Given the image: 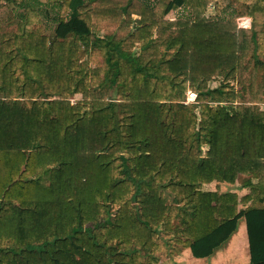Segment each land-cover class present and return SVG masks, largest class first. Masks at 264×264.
<instances>
[{"label": "trees", "instance_id": "1", "mask_svg": "<svg viewBox=\"0 0 264 264\" xmlns=\"http://www.w3.org/2000/svg\"><path fill=\"white\" fill-rule=\"evenodd\" d=\"M1 1L15 9L24 0ZM94 1L65 0L70 16L57 19L53 43L30 30L29 6L23 34L0 35V264H159L160 227L172 232L170 244L204 259L242 218L250 264H264V206L254 205L264 196H245L251 204L239 211L237 194L203 190L235 183L264 160V118L221 104L233 102L226 86L202 90L224 66L235 70L243 50L237 35L202 18L180 21L168 42L174 56L143 62L125 54L123 42L78 31L81 22L91 30ZM259 1L249 11L253 23L264 21ZM187 6L194 0H115L104 15L140 16L131 39L147 50L152 28L171 27L163 19ZM90 44L107 56L124 102L104 103L88 87L78 62ZM189 90L198 104L186 103ZM79 93L90 104L69 102Z\"/></svg>", "mask_w": 264, "mask_h": 264}, {"label": "rangeland", "instance_id": "2", "mask_svg": "<svg viewBox=\"0 0 264 264\" xmlns=\"http://www.w3.org/2000/svg\"><path fill=\"white\" fill-rule=\"evenodd\" d=\"M104 1L106 5L102 9L100 6ZM109 1L95 0L92 2L88 6L89 11L87 13L89 14L88 19L93 26L89 30L85 23H77L78 31L83 34L93 32L95 38H114V41L116 39L117 42H123L125 54L138 58L143 62L153 61L159 65L163 57L170 59L174 56L176 50L168 49V42L171 38L179 35L180 29L177 23L180 21L187 22L190 19L202 18L208 20L211 24H216L225 32L236 34L240 46H243V50L239 52L235 70L230 71L228 65L224 66L220 73L215 74L206 85H202V90L206 92L222 85L226 86V91L234 96L233 102L221 104L233 105L234 108H238L241 116L252 114L258 118H264V21L253 23V20L249 17L250 9L253 8L254 4L260 2L259 0H194V6L175 10L163 19V22L170 24L171 27L168 28V26L161 23L152 28V42H150L147 50L141 42L136 43L135 39H131L132 32L141 26V17L132 15L130 18H121L113 16L112 13L104 15L106 10L115 11L113 9L115 8V0ZM140 1L150 5H155L158 2V0ZM28 6L36 13L32 19V24L30 23V30L40 33L42 38H47L50 43H53L56 39L57 19H68L70 16L69 10L65 7V0H24L22 5L15 9H11L7 2L1 1L0 10L2 12L0 11V21L3 19L4 24L0 22V35L21 36L23 34L27 21L25 16L26 7ZM101 14H103V17ZM156 21L160 22V18ZM148 24H150V21ZM16 48L19 51L20 47L18 45ZM78 63L84 65L88 76L87 85L90 89L100 94L102 102H124L123 90L119 85L115 86V84L111 83L108 75L109 64L105 54L101 53L100 50L94 49L92 45L89 47L83 46L79 54ZM55 99H59V97H55ZM92 99H86L82 93H79L72 94L69 102L72 105H76L79 102L86 105L90 104ZM186 103L198 104L195 91L189 90L187 92ZM208 103L211 105L220 104L211 101V99H209ZM85 111L86 108L83 109V112ZM206 150L204 148V151ZM248 182L254 188L246 187ZM203 189L204 191L220 190V192L237 194L239 199L245 194L250 195L254 200L259 198V196L262 197L264 196V160L259 163L256 172L248 175H239L235 183L214 182L213 185L203 186ZM165 195L168 197L169 203L172 204L173 196L168 191H165ZM254 205L264 206V202L256 199ZM239 207L243 210L246 204L242 203ZM115 211L114 207L113 214H115ZM177 224V219L172 218V231L175 230ZM158 238L164 249L155 255L164 259L163 261L171 259L169 258L171 251L175 252L176 248H180L181 245H173L170 244L171 241H167L172 238V232L165 227L159 228ZM142 255L146 258L147 252L142 251Z\"/></svg>", "mask_w": 264, "mask_h": 264}, {"label": "crops", "instance_id": "3", "mask_svg": "<svg viewBox=\"0 0 264 264\" xmlns=\"http://www.w3.org/2000/svg\"><path fill=\"white\" fill-rule=\"evenodd\" d=\"M0 11L2 12V10ZM3 21L4 20L2 19V21L0 22L4 24ZM213 183L207 185H213ZM209 191L219 192L221 194L229 193L220 192V190ZM245 196H247V194H245L243 197L240 196V204L238 205L239 211L241 210L239 207L242 204L241 200ZM250 204L251 203L247 204L246 207ZM242 220L245 219L242 218L239 221L238 230L236 231V233L231 237L229 241H227L220 248H218L212 256L204 259H198L193 256L190 248L181 246L177 253H175L174 257L162 261L159 264H250V245L247 233V225L246 221Z\"/></svg>", "mask_w": 264, "mask_h": 264}]
</instances>
